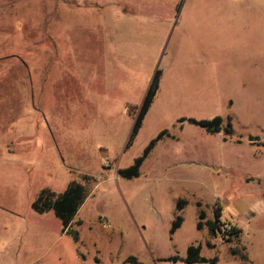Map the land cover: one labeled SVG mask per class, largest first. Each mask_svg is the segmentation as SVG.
<instances>
[{
    "label": "rangeland",
    "instance_id": "rangeland-1",
    "mask_svg": "<svg viewBox=\"0 0 264 264\" xmlns=\"http://www.w3.org/2000/svg\"><path fill=\"white\" fill-rule=\"evenodd\" d=\"M216 116L231 134L186 121ZM84 175L65 232L31 208ZM215 212L235 231L210 234ZM189 246L264 264V0H0V264H187Z\"/></svg>",
    "mask_w": 264,
    "mask_h": 264
},
{
    "label": "trees",
    "instance_id": "trees-1",
    "mask_svg": "<svg viewBox=\"0 0 264 264\" xmlns=\"http://www.w3.org/2000/svg\"><path fill=\"white\" fill-rule=\"evenodd\" d=\"M157 81H158V71H155L152 79L148 85V88L142 98L141 104L139 105L136 114L133 118V125L129 137V141L136 134L141 121L147 112L153 98L155 92L157 90ZM184 119L178 120V122H183ZM188 123L192 125H197L209 133H218L220 131H224L225 134L232 133V126L230 120L227 121L226 127L222 125V118L216 116L211 120H195V119H187ZM165 131L160 132L156 138L151 140L148 145L144 148L142 155L134 159L132 165L127 168L117 170V174L119 177L124 179H132L137 178L140 175V167L143 161L147 158L150 151L153 149L154 145L162 139ZM92 178L84 175L82 177L81 182H71L66 188L58 194L51 192L47 189H43L36 200L31 204V208L34 212L38 214H44L47 212H52L53 215L61 221L62 224V232H65L67 228L71 225L74 220V217L79 210L80 206L84 202L85 198L89 192V186ZM183 201L178 202L177 209L181 208ZM203 213H199V218L202 217ZM181 217L177 216L175 221L173 222L171 233L177 229L180 225ZM201 224L198 222L197 229H201ZM204 226L208 229L210 234H215L216 231L220 230L221 222H220V213L215 212L214 221H206ZM232 231H235L232 228ZM200 248L199 246H189L187 248L186 258L184 259L187 264L194 263H215L217 261L216 258L208 259L199 255ZM177 258H172L175 261ZM241 261L246 259V256H241ZM136 264V260L133 259Z\"/></svg>",
    "mask_w": 264,
    "mask_h": 264
},
{
    "label": "built area",
    "instance_id": "built-area-1",
    "mask_svg": "<svg viewBox=\"0 0 264 264\" xmlns=\"http://www.w3.org/2000/svg\"><path fill=\"white\" fill-rule=\"evenodd\" d=\"M220 222H221V221H220ZM220 229H222V230L225 231V232H230V231H232V228H231L230 225H228V224H224V223H222V222H221Z\"/></svg>",
    "mask_w": 264,
    "mask_h": 264
}]
</instances>
